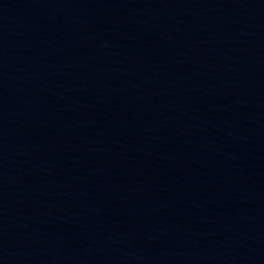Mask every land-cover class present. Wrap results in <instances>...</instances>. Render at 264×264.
Here are the masks:
<instances>
[{"label": "water", "instance_id": "95a60500", "mask_svg": "<svg viewBox=\"0 0 264 264\" xmlns=\"http://www.w3.org/2000/svg\"><path fill=\"white\" fill-rule=\"evenodd\" d=\"M0 264H264V0H0Z\"/></svg>", "mask_w": 264, "mask_h": 264}]
</instances>
